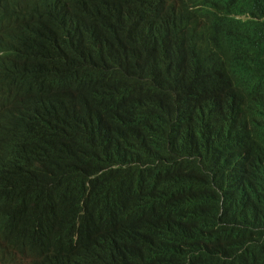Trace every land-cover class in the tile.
I'll return each mask as SVG.
<instances>
[{"label":"trees","instance_id":"obj_1","mask_svg":"<svg viewBox=\"0 0 264 264\" xmlns=\"http://www.w3.org/2000/svg\"><path fill=\"white\" fill-rule=\"evenodd\" d=\"M92 1L0 0V46L22 51L0 70V252L12 264H264V178L214 157L264 140V0ZM209 15L217 42L200 27ZM60 36L87 42L63 57ZM187 38L192 67L174 74ZM133 44L163 75L133 71ZM120 68L124 89L110 91ZM135 83L145 92L129 99ZM194 150L212 160L199 167Z\"/></svg>","mask_w":264,"mask_h":264},{"label":"clouds","instance_id":"obj_2","mask_svg":"<svg viewBox=\"0 0 264 264\" xmlns=\"http://www.w3.org/2000/svg\"><path fill=\"white\" fill-rule=\"evenodd\" d=\"M63 6L70 10L84 11L87 9L89 3H93L92 0H59ZM155 0H136V4L141 9H149ZM59 8V7H58ZM55 18L46 19L47 22L54 20ZM241 21L240 18H236ZM201 29L208 33L211 38L217 42V30L214 19L211 15L201 19L200 23ZM87 39L85 38H73L68 42L63 41V36L58 37L54 40V48L61 56L65 55L71 51L78 49L79 47L85 45ZM178 47L177 55L173 58V62L170 66L172 72L175 73H185L189 71L192 67L193 49L190 40L187 38L181 42ZM50 47L45 45L39 52L35 53L32 51V55L28 58V61H33L35 57H45L49 54ZM22 51L19 47H4L0 46V70H4L12 67L18 60H22ZM132 59V69L140 77L147 81H151L157 76L163 75L161 72L157 71L150 61L135 47L131 51ZM167 69L165 68V71ZM117 79L109 83L108 87L103 83L110 91L119 92L124 89L125 86V75L120 68L117 72ZM133 89L135 92L129 96V99H133L135 93L138 90L145 92V87L140 84H133ZM214 157L220 160L225 169L239 168L240 166L247 167L252 178H264V140L255 142L253 145L249 146L241 153L237 155H227L225 153H218ZM191 161L195 162L199 167L203 168L204 165L212 160V158L207 157L205 154L194 150L190 157ZM0 264H12L9 255L6 252H0ZM31 264V259L29 260Z\"/></svg>","mask_w":264,"mask_h":264}]
</instances>
